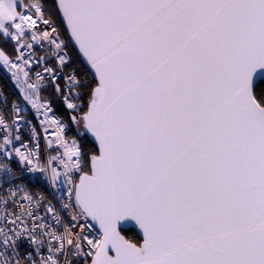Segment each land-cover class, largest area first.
<instances>
[{"label": "snow or ice", "instance_id": "1", "mask_svg": "<svg viewBox=\"0 0 264 264\" xmlns=\"http://www.w3.org/2000/svg\"><path fill=\"white\" fill-rule=\"evenodd\" d=\"M0 264H264V0H0Z\"/></svg>", "mask_w": 264, "mask_h": 264}]
</instances>
